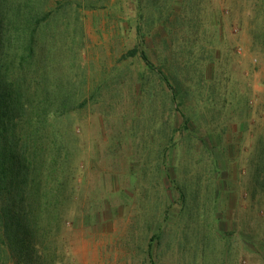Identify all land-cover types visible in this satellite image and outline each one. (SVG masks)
<instances>
[{"label":"rangeland","instance_id":"obj_1","mask_svg":"<svg viewBox=\"0 0 264 264\" xmlns=\"http://www.w3.org/2000/svg\"><path fill=\"white\" fill-rule=\"evenodd\" d=\"M69 4L40 40L81 67L71 262L264 264V0Z\"/></svg>","mask_w":264,"mask_h":264},{"label":"trees","instance_id":"obj_2","mask_svg":"<svg viewBox=\"0 0 264 264\" xmlns=\"http://www.w3.org/2000/svg\"><path fill=\"white\" fill-rule=\"evenodd\" d=\"M70 1L52 6L53 0H0V264H73L64 232L82 154L76 136L58 134L57 125L82 105V83L76 81L81 67L56 63L49 48L51 60L40 40L42 28L68 11ZM135 57L170 87L168 60L166 73L142 43L128 52L127 58ZM63 79L69 88L58 84Z\"/></svg>","mask_w":264,"mask_h":264}]
</instances>
